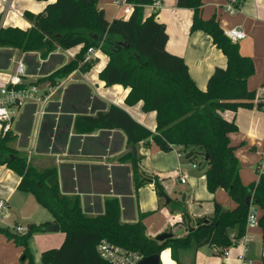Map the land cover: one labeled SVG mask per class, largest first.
Returning <instances> with one entry per match:
<instances>
[{
    "label": "trees",
    "instance_id": "1",
    "mask_svg": "<svg viewBox=\"0 0 264 264\" xmlns=\"http://www.w3.org/2000/svg\"><path fill=\"white\" fill-rule=\"evenodd\" d=\"M153 1L127 0L134 5L131 16L108 20L104 9L98 7V0H55L40 13L24 12V17L32 24L29 28L4 26L0 17V48L18 49L28 54L36 52L47 58L58 48L67 50L82 44L74 59L38 80L55 85L78 68L89 70L98 58L80 63L90 47H97L109 57L99 73L100 79L107 86L119 84L130 88L127 104L142 101L146 112L155 111L156 132L117 105L95 114H78L74 124L77 132L120 129L126 133L130 147L152 138L162 150L181 146L193 152L189 159L200 158V165L208 155L204 173L209 191L224 188L237 205L226 209L216 201L214 212L198 218L186 236L173 235L159 241L147 235L142 218L136 222L121 221L117 198L106 200L103 213L91 215L85 212L79 195L62 193L57 167L40 169L34 166L25 153L14 147L18 135L11 131L0 140V163L21 177L19 190L34 194L37 201L52 212L54 221L65 233L59 247L43 251L41 264H111L97 251L102 240L137 251L143 257L161 254L169 248L172 258L182 264L184 250H197L204 245L222 249L242 237L251 205L260 208L259 226L264 229V173L251 184L243 183L236 147L230 141V133L237 131L238 125L221 114L225 110L237 111L254 105L262 108L264 105L262 101H255L256 91L248 87L249 78L256 72L255 61L241 53L239 44L226 36L216 18H203V0H177L179 7L194 11L192 30H204L210 34L214 44L228 59L226 67L215 69L207 88H199L185 59L168 51L166 25L156 13L145 15V6ZM134 154L131 150L124 159L133 163L136 190L146 183H153L160 198H166L167 193L159 178L141 173L138 167L140 158ZM173 203L171 200L168 205ZM180 206L183 222L187 224L192 221V216L183 203L180 202ZM49 224L31 223L29 231L24 234L1 230L23 246L26 260L35 264L29 240L34 232ZM262 261L264 263V253Z\"/></svg>",
    "mask_w": 264,
    "mask_h": 264
},
{
    "label": "crops",
    "instance_id": "2",
    "mask_svg": "<svg viewBox=\"0 0 264 264\" xmlns=\"http://www.w3.org/2000/svg\"><path fill=\"white\" fill-rule=\"evenodd\" d=\"M54 1L0 0L1 23L4 26L29 28L32 24L24 17V12L40 13L47 4ZM120 1L128 3L127 0H98V7L104 9L108 20L124 18L123 9L118 4ZM161 1L159 9L145 6V15L156 13L157 18L166 25L168 51L185 59L192 78L199 88L205 90L215 69L226 67L228 59L214 44L210 34L204 30H192V8L179 7L177 0ZM227 1L203 0L202 16L205 19L216 18L224 31L233 27L244 30L246 38L236 43L243 55L255 61L256 72L249 78L248 87L257 90L264 84V0H241L242 6L235 14L226 11ZM82 47L80 44L67 50L58 48L47 59H42V63H37L40 66L37 72L29 71L26 80L38 81L58 65L66 64L64 53L70 56V62ZM1 51L0 66L6 67L11 57L5 56L15 50ZM29 54L40 55L36 52ZM57 57L60 59L58 65L47 73L41 71L42 66L50 65L52 59ZM94 57L98 61L87 71L75 70L71 73L64 80V85L49 96L46 106L38 108L29 105L21 111L15 122L14 132L18 135L15 143L18 147H15L24 153V149L33 140L35 156L28 155V159L40 169L57 167L62 193L79 195L85 212L91 215L103 213L106 200L117 198L121 221L136 222L142 218L146 233L151 237L165 232L178 237L186 236L197 224L198 218L210 216L214 212L216 201L226 209L235 208L236 201L224 188L216 192L209 191L204 173L206 167L202 169L203 164H199L202 175L188 173L190 165L184 157L187 158L189 150L181 146L165 151L150 138L130 147L126 133L120 129L77 132L74 124L78 114H95L99 110H108L111 105L122 107L138 122L156 132V112H146L142 101L134 105L127 104L130 88L119 84L107 86L99 77L109 57L101 50H97ZM32 76L36 78L32 79ZM10 77V74L0 75L3 83ZM221 114L228 120H235L238 125V130L230 133V141L236 147L240 177L244 184H251L260 176L252 173L251 169L256 170L264 149V109L254 105L250 108L241 107L237 111L225 110ZM131 150L140 158L138 167L141 173L159 178L167 193L166 198H160L153 183H146L136 190L133 163L124 159V155ZM188 161L193 162L189 158ZM182 176L187 178L185 183L180 180ZM168 179H174L178 184H187L190 187L188 192L180 196L172 195ZM20 180L16 172L0 163V198L9 202L8 214L0 223V264H28L24 247L17 244L5 230L15 234L13 227L18 225L56 223L52 212L41 205L34 194L19 190ZM171 200L174 201L173 205H168ZM180 202L192 216V221L187 224L183 222ZM250 232L253 234L248 252L250 264H264V229L258 226ZM64 239L65 233L61 229L48 231L45 227L34 232L29 240V248L35 264L42 263L43 251L59 247ZM241 251L238 246L232 247L230 258ZM160 256L161 264H177L169 248L163 250ZM181 260L182 264H235V260L222 256L220 248L211 245L201 246L197 250H184Z\"/></svg>",
    "mask_w": 264,
    "mask_h": 264
},
{
    "label": "built area",
    "instance_id": "3",
    "mask_svg": "<svg viewBox=\"0 0 264 264\" xmlns=\"http://www.w3.org/2000/svg\"><path fill=\"white\" fill-rule=\"evenodd\" d=\"M123 9L124 18H129L134 11V5L126 2H118ZM162 4L161 0H154L150 5L155 9H159ZM242 6L241 0H228L225 9L230 14H235ZM226 36L233 42H238L246 38V33L241 27H233L225 31ZM98 48L90 47L80 65L86 63L93 58ZM40 66H38L39 68ZM80 71V68L77 69ZM29 76V67L26 59L22 57L16 61L14 73L7 82L0 84V140L7 133L15 130V122L18 119L21 111L26 106L44 107L48 103L49 96L64 85V80L70 75L60 80L53 85L48 82L46 87H41L42 83L28 82L26 78ZM45 82V81H44ZM256 102L262 101L264 104V92L256 95ZM264 109V105L262 106ZM43 113V112H42ZM181 155V153H180ZM30 161V158H29ZM257 173H264V149L261 152L260 161L256 167ZM180 180L185 183L187 178L180 177ZM9 210V202L6 199L0 198V223L5 219ZM260 212L256 205H251L246 224V232L232 245L222 248V256L226 259L235 260V264H250L248 252L253 241L251 229L259 226ZM13 231L17 234H24L29 231V226L18 225L13 227ZM238 246L242 251L235 257L230 258V249ZM99 255L110 262L111 264H138L143 256L137 252L125 249L121 246L111 243L108 240H102L97 245Z\"/></svg>",
    "mask_w": 264,
    "mask_h": 264
},
{
    "label": "rangeland",
    "instance_id": "4",
    "mask_svg": "<svg viewBox=\"0 0 264 264\" xmlns=\"http://www.w3.org/2000/svg\"><path fill=\"white\" fill-rule=\"evenodd\" d=\"M95 48H97V47H95ZM1 49L2 48H0V61L2 60V54H1L2 51H1ZM64 55H65L64 61H65V63H67L70 60V56L68 54H65V53H64ZM10 56H11V58H10V61L8 63V66H6V67H1L0 66V75H3V74H10V75H12L14 73V68L16 66V61L18 59H21L22 57H24L26 59V61L28 63V66H29V71L30 72H33V73L34 72H37L38 64L39 63H42L43 60H45V59H47L49 57L48 56L47 58H42L41 55L37 56V55L28 54V53H23V52H21L18 49L15 50L13 53H10L9 55L7 54L5 57L6 58H9ZM59 61H60V59L58 57L52 59L51 64L50 65H47V66H42L41 71L47 73L54 66L58 65L59 64ZM62 66L63 65H61V66L58 65L55 69H53L51 71L54 72L57 69H59L60 67H62ZM52 72H50L49 74H51ZM43 77H46V75L42 76V78ZM31 78L34 79V78H36V76H32ZM1 83H3V82L0 79V84ZM47 85H48V82H44V83H42L41 87L43 88V87H46ZM255 91H256V94L257 95L262 94L264 92V84L261 87H259L257 90H255ZM32 142H33V140H31V143L29 144V146H27L24 149L25 150L24 153H26L27 156L28 155L35 156V152L32 149ZM15 146H16V144H14V147ZM16 147H18V146H16ZM184 159H185L186 163L188 162L187 164L190 165V166H188V173H190V174L191 173H194V174L201 173V175H202V172L200 171V165H199V162L201 161L200 158H198V157L194 158L193 160H191V161H193L191 163H190V161H188V158H186V156L184 157ZM251 171L256 176L258 175V173L255 172L256 170L254 171L253 169H251ZM168 185H169V187L171 189L172 195H179V196L182 195L183 193L188 192V190L190 188L187 184L183 185V184L176 183L174 179H168ZM259 212H261L260 208H259ZM34 262H35V260H34ZM27 263L29 264V260H27Z\"/></svg>",
    "mask_w": 264,
    "mask_h": 264
},
{
    "label": "water",
    "instance_id": "5",
    "mask_svg": "<svg viewBox=\"0 0 264 264\" xmlns=\"http://www.w3.org/2000/svg\"><path fill=\"white\" fill-rule=\"evenodd\" d=\"M193 155V152H189L187 154V158L191 157ZM209 156L206 155V159L202 165V169H204L207 166V161H208ZM169 200V199H168ZM61 227L58 223L55 224H51L46 226V230L48 231H60ZM173 234L169 233V232H165V233H161L159 234L156 238L159 241H164L170 237H172ZM138 264H161V256L160 254H156V255H151V256H147V257H143Z\"/></svg>",
    "mask_w": 264,
    "mask_h": 264
}]
</instances>
